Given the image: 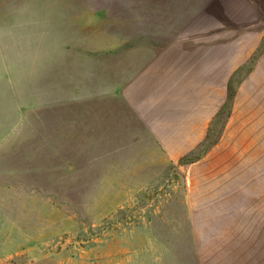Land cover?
<instances>
[{
  "label": "rangeland",
  "instance_id": "1",
  "mask_svg": "<svg viewBox=\"0 0 264 264\" xmlns=\"http://www.w3.org/2000/svg\"><path fill=\"white\" fill-rule=\"evenodd\" d=\"M0 264H264V0H0Z\"/></svg>",
  "mask_w": 264,
  "mask_h": 264
},
{
  "label": "crops",
  "instance_id": "2",
  "mask_svg": "<svg viewBox=\"0 0 264 264\" xmlns=\"http://www.w3.org/2000/svg\"><path fill=\"white\" fill-rule=\"evenodd\" d=\"M69 136V135H68ZM72 138V137H71ZM72 140V139H71ZM102 149H106L105 147H101ZM100 147H95V154H93V158H95L96 156H98L97 150L98 151H103ZM111 150V149H109ZM89 152V150H88ZM88 154V153H87ZM84 159H86V162L84 160L81 159L80 162H78V160L76 159H64V163L62 165V167L57 166V169H54L52 166V168H49L48 170V174H53V173H57L58 175H62L65 176L64 179H69L70 181L74 182V181H78L80 178V175L82 174V171L80 170V166H88V167H92L94 161L89 158L90 161L85 157ZM93 172V171H92ZM91 171H89V174H92ZM94 176H95V171L93 172Z\"/></svg>",
  "mask_w": 264,
  "mask_h": 264
}]
</instances>
